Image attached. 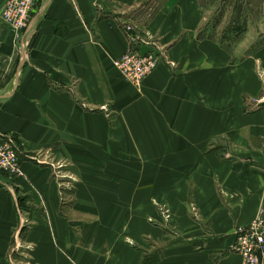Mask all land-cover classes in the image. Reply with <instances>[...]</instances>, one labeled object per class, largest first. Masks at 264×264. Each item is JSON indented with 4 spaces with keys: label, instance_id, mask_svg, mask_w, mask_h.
Segmentation results:
<instances>
[{
    "label": "crops",
    "instance_id": "1",
    "mask_svg": "<svg viewBox=\"0 0 264 264\" xmlns=\"http://www.w3.org/2000/svg\"><path fill=\"white\" fill-rule=\"evenodd\" d=\"M243 2L238 52L217 0H36L19 37L0 18L21 162L0 172V264H241L234 229L264 208V0ZM125 21L165 49L139 89L113 65Z\"/></svg>",
    "mask_w": 264,
    "mask_h": 264
},
{
    "label": "built area",
    "instance_id": "2",
    "mask_svg": "<svg viewBox=\"0 0 264 264\" xmlns=\"http://www.w3.org/2000/svg\"><path fill=\"white\" fill-rule=\"evenodd\" d=\"M36 0H4L0 18L19 37L26 27ZM122 29L128 40L127 50L113 60L120 77L136 89L165 58V49L150 32L140 34L130 22H123ZM174 66L173 62H170ZM264 80V78H263ZM0 172L9 177L21 175V162L14 139L0 131ZM192 210L194 207L191 205ZM165 219L166 209L160 207ZM27 224V220L23 223ZM233 252L241 257V264H264V208H260L251 222L234 229Z\"/></svg>",
    "mask_w": 264,
    "mask_h": 264
},
{
    "label": "rangeland",
    "instance_id": "3",
    "mask_svg": "<svg viewBox=\"0 0 264 264\" xmlns=\"http://www.w3.org/2000/svg\"><path fill=\"white\" fill-rule=\"evenodd\" d=\"M207 8L209 14H215L214 19L210 23L215 27V33L219 31L218 34L223 36L217 40L224 43L226 41V35L230 36L231 39H228L229 48L233 47V50L238 52L237 48L244 42H248V37H245V31H247V25L249 24L246 18L249 13L256 12L257 7L244 4L243 0H217L216 5ZM204 23L206 25L209 24V22ZM210 31L208 30V32ZM231 31L234 33L229 34ZM255 42H257L256 38H249L250 45ZM258 76L264 84V70L259 71Z\"/></svg>",
    "mask_w": 264,
    "mask_h": 264
}]
</instances>
